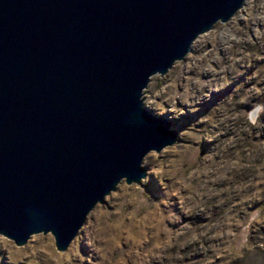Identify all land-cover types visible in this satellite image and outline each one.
<instances>
[{
	"label": "water",
	"instance_id": "1",
	"mask_svg": "<svg viewBox=\"0 0 264 264\" xmlns=\"http://www.w3.org/2000/svg\"><path fill=\"white\" fill-rule=\"evenodd\" d=\"M243 2L0 0V235L63 251L120 180L139 184L176 139L142 105L150 76Z\"/></svg>",
	"mask_w": 264,
	"mask_h": 264
},
{
	"label": "rangeland",
	"instance_id": "2",
	"mask_svg": "<svg viewBox=\"0 0 264 264\" xmlns=\"http://www.w3.org/2000/svg\"><path fill=\"white\" fill-rule=\"evenodd\" d=\"M142 105L176 139L144 155L140 183L120 180L63 251L0 235V264H264V0L150 76Z\"/></svg>",
	"mask_w": 264,
	"mask_h": 264
},
{
	"label": "bare ground",
	"instance_id": "3",
	"mask_svg": "<svg viewBox=\"0 0 264 264\" xmlns=\"http://www.w3.org/2000/svg\"><path fill=\"white\" fill-rule=\"evenodd\" d=\"M246 1H247V0H244L243 4L246 3ZM243 4H242V5H243ZM191 45H192V44H191ZM190 48H191V46H190ZM170 129H171V128H170ZM39 241H40V240H36V242H39ZM48 246H49V244H48ZM48 246H45L43 249L48 250V249H47ZM45 250H44V251H45ZM48 251H49V250H48Z\"/></svg>",
	"mask_w": 264,
	"mask_h": 264
}]
</instances>
